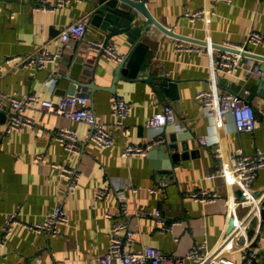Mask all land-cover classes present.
Returning a JSON list of instances; mask_svg holds the SVG:
<instances>
[{
	"label": "crops",
	"instance_id": "crops-1",
	"mask_svg": "<svg viewBox=\"0 0 264 264\" xmlns=\"http://www.w3.org/2000/svg\"><path fill=\"white\" fill-rule=\"evenodd\" d=\"M56 1L0 0V64L5 57L36 52L42 44L54 51L64 26L79 18L89 21L84 40L72 39L55 63H47L42 68L5 63L0 69V91L17 96L35 92L41 98L57 101L62 93L76 91L79 81L91 82L93 88L87 87L91 94L90 104L96 117L106 124L114 119L112 96L120 93L131 106L125 122L131 129L128 141L134 144H145L155 135L169 141L167 131L171 124L152 129L144 122L162 109L163 102H171L177 114L174 123L188 132L184 140H178L180 149L182 142L187 143L186 155L170 167L165 166L162 155L124 158L120 154L123 146L120 133L116 134L115 145L101 147L90 140L86 123L40 109L27 110L34 119L33 125L6 132L5 122L0 123V237L4 235L10 212L15 210L18 220L5 236L6 242L0 244V264H58L60 261L97 264L98 257L108 246L112 220L124 219L115 194L118 187L128 200V226L137 234L131 248L145 243L170 254L184 253L192 242L203 240L209 248H216L227 228L226 200L230 191L237 190L235 186L226 185L218 174L233 165L232 149L240 147L248 153H254L256 147L264 150V89L257 78H242L240 69L233 75L224 73L219 78L224 90L249 89L259 121L253 131H237L230 113L220 117L206 114L194 94L207 88L210 60L204 49L205 39L211 40L217 55L223 50L225 40L240 43L247 31H264V0L146 1L149 11L162 24L184 36L177 38L154 30V34L145 38L149 45L151 72L177 81L178 97L175 98L164 95L141 77L114 81L116 62L87 48L85 39L104 40L106 35V31L91 23L96 0H71L58 8H39L43 3L54 5ZM194 9H201L205 14L191 20L185 12ZM179 39L186 45L200 44L204 51L178 50ZM108 42L125 54L131 46L125 34L114 35ZM245 48L247 57L264 64V40L257 44L247 43ZM55 72L59 74L52 80ZM111 86L114 91L108 89ZM61 125L78 130L79 153L68 152L55 139L54 133ZM198 135H205L208 142L201 143ZM37 154H41L39 161L35 160ZM54 163H64L81 172L72 191L67 189L68 181ZM161 181H167V185L150 193L148 188ZM129 184L138 185V190L133 193ZM100 187L112 189L110 195L94 198ZM201 188L217 191L218 199L209 203L194 200L191 191ZM253 188V194L263 203L264 167L254 180ZM56 205L65 208L70 217L56 235L22 224L42 220ZM143 207L160 208L170 228L161 230L151 215L135 216ZM106 212L111 217L106 216ZM252 238L251 244L259 252L256 262L264 264V220L261 217ZM232 256L241 260L238 252Z\"/></svg>",
	"mask_w": 264,
	"mask_h": 264
},
{
	"label": "built area",
	"instance_id": "built-area-1",
	"mask_svg": "<svg viewBox=\"0 0 264 264\" xmlns=\"http://www.w3.org/2000/svg\"><path fill=\"white\" fill-rule=\"evenodd\" d=\"M71 0H57L54 5L43 3L39 8L52 9L64 6ZM222 1V0H219ZM231 2L232 0H223ZM186 15L191 20H195L200 15H204L203 10L194 9L186 10ZM89 24L85 18H79L64 26L59 32V40L54 51H49L46 44L33 53L23 55H12L5 57L0 64V69L5 63L26 64L36 66L37 68L45 67L47 63H55L72 39L84 40V33ZM87 48L96 52L102 50L105 57L116 63L122 62L126 58L125 53L118 52L115 44L111 42L103 43V40L85 39ZM264 40V31L249 30L247 31L240 43H233L225 40L223 46H231L238 49V52L224 49L215 55L212 42L209 38L205 39V52L208 53L210 62L208 63L209 74L207 78V88L199 89L195 92L194 97L199 104H202L206 114L210 116H225L230 113L233 116L237 131H253L259 121L256 115V108L249 98V89L243 87L239 91L222 89L219 85V78L224 73L233 75L236 70L240 69L242 78L245 80L249 76L257 78L259 85L264 89V64L260 61H253L242 52L246 51L247 43H260ZM178 50H196L204 51L200 44L186 45L181 39L177 41ZM59 72L53 73L52 80ZM77 90L73 93H62L57 101L48 98H41L40 94L35 92H26L24 95L17 96L14 94L0 91V109L7 111L5 120V131L9 132L19 129L25 125H33L34 119L27 113L29 109H40L53 113L59 117L64 116L69 120L82 121L89 125V138L93 143L101 147H110L116 143V134L120 133L123 137V146L120 154L124 158L135 156H146L148 152L159 143H162L163 137L155 135L153 139L145 144L131 143L128 141L131 129L125 122L130 113L131 106L125 97L120 93L112 96L111 107L113 122L104 123L99 117L97 118L93 107L90 104L91 94L83 84H79ZM7 105V109L4 106ZM160 111L152 114L145 120L144 124L148 128H160L167 124L174 123L176 120V109L171 102H163ZM264 117V109H262ZM37 132H41L37 129ZM55 139L64 146L70 153H79L78 130L76 128L61 125L54 133ZM201 143H207L205 135H198ZM233 165L223 168L218 174L223 177L225 184L235 186L239 189L240 194L230 191L226 200V208L229 218L226 222V229L221 237L219 245L216 248H209L206 240L194 241L185 250L184 253H168L159 247L142 243L138 248H131L136 239V232L128 226L126 215H128V200L121 188L115 189V194L119 199L120 210L124 219L112 220L109 228L108 246L106 250L98 257L97 264H257L258 250L252 246V237L249 238L247 227L252 226L254 233L257 232L260 225L262 202L253 194V182L257 175L264 167V150L256 147L254 153L244 152L240 147L231 150ZM41 154L35 156L39 161ZM59 169L60 174L68 181L67 189L72 191L78 184L80 174L78 168H72L62 163H54ZM211 177L215 176L210 174ZM133 193L138 190V185L129 184ZM167 181H161L159 185L150 187L149 192L161 190ZM112 189L100 187L94 193V198L100 199L110 195ZM190 196L194 200L209 203L218 199L217 191H208L204 188L191 191ZM242 211L243 214L239 213ZM17 212L13 210L6 218L4 226V235L0 237V244L6 242V235L11 231L12 224L17 222ZM106 216L111 217L106 212ZM137 215H151L155 217V222L161 230L169 229L165 219L161 215L160 208L151 210L140 208L135 212ZM233 220L232 227L228 229ZM70 221L69 214L61 205H56L52 211L45 214L42 220L23 223L26 227H32L37 231L47 232L50 235H56L61 225ZM253 233V234H254ZM240 254V261L232 256L233 253ZM58 264H64L60 261Z\"/></svg>",
	"mask_w": 264,
	"mask_h": 264
},
{
	"label": "water",
	"instance_id": "water-1",
	"mask_svg": "<svg viewBox=\"0 0 264 264\" xmlns=\"http://www.w3.org/2000/svg\"><path fill=\"white\" fill-rule=\"evenodd\" d=\"M146 1L147 0H96L94 12L91 14V23L106 31L103 40L104 44L117 34H125L127 40L131 44L126 58L122 62L116 63L113 69L114 81L117 78L141 77L164 95L175 98L178 97V92H176L177 81L164 74L151 72V65L149 64L150 53L148 51L149 45L145 41V38H149L150 35L154 34V30H159L167 35L172 34L177 38H184V36L173 32L171 28L162 24L154 14L149 11L146 6ZM222 49L238 52V49L231 46L224 45ZM96 52L100 55L103 54L102 50ZM242 53L247 55V51H243ZM79 84H83L86 89L87 87L93 88L91 82L83 83L79 81L77 85ZM97 87L101 86L97 85ZM108 89L114 91L112 86ZM73 92H75V90ZM6 116L7 111L0 109V123L5 122ZM170 127L171 128H168L167 131L169 133V141H162V143L154 146L147 154L149 158H153L155 155H162L166 167L172 166L174 161L183 158L184 155H186L185 149H187V143L185 142H182V149H180L178 140H184L188 136V132L179 129L173 122H171ZM180 150L181 152H179ZM235 193L239 195V189H237ZM262 204L263 207L260 212L261 218L264 220V202ZM230 222L231 224L228 226V229L232 227L233 220L230 219ZM247 231L249 238H251L254 233L253 227L248 226Z\"/></svg>",
	"mask_w": 264,
	"mask_h": 264
}]
</instances>
